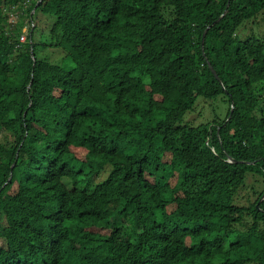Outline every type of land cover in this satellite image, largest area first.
I'll return each instance as SVG.
<instances>
[{"label": "trees", "instance_id": "16d2710c", "mask_svg": "<svg viewBox=\"0 0 264 264\" xmlns=\"http://www.w3.org/2000/svg\"><path fill=\"white\" fill-rule=\"evenodd\" d=\"M262 24L264 0H0V264H264Z\"/></svg>", "mask_w": 264, "mask_h": 264}, {"label": "rangeland", "instance_id": "374dc122", "mask_svg": "<svg viewBox=\"0 0 264 264\" xmlns=\"http://www.w3.org/2000/svg\"><path fill=\"white\" fill-rule=\"evenodd\" d=\"M30 4V1H29ZM31 20V19H30ZM29 19L26 20V26L29 25ZM36 25L38 24V30L43 34V35H47V33L49 32V29L52 26L53 21L55 20L53 15H49V14H37L36 16ZM260 31L264 32V25L262 24L260 27ZM252 28L249 29H245L243 30L242 34L244 36L246 35H250L251 34V30ZM41 54L43 56H47L50 60H53L57 63H60L61 65L65 66L66 68H72L74 66V62L72 61V59H70L69 57H65L64 52L61 48L57 49V48H46L44 51L41 52ZM137 74H141L140 72H136ZM143 77L148 80L149 76L148 75H143ZM227 105L228 103L225 101L224 98L219 99V100H208V99H201L200 102L198 103V107L197 110H195L194 112L190 113L187 118L188 120H190L193 123H199L203 120L206 119H211L213 118V116H215V112L214 110L217 108L218 114H220V116H224L225 111L227 110ZM224 109L225 111H223L222 109ZM202 112V113H201ZM108 174V171H105L104 174L101 175V177H99L97 180L100 181L102 180L104 177H106ZM249 180L253 181L252 176L249 178ZM253 193V189H252V183L248 184V187L245 188L243 190V194L244 197L247 196V199L249 197V195Z\"/></svg>", "mask_w": 264, "mask_h": 264}, {"label": "clouds", "instance_id": "9594fccd", "mask_svg": "<svg viewBox=\"0 0 264 264\" xmlns=\"http://www.w3.org/2000/svg\"><path fill=\"white\" fill-rule=\"evenodd\" d=\"M32 22H34V24ZM32 22H31V26H30V22H29V25H27V27L24 28L25 31L29 30L31 27H34L35 21L32 20ZM23 34H27V32H24Z\"/></svg>", "mask_w": 264, "mask_h": 264}, {"label": "water", "instance_id": "95a60500", "mask_svg": "<svg viewBox=\"0 0 264 264\" xmlns=\"http://www.w3.org/2000/svg\"><path fill=\"white\" fill-rule=\"evenodd\" d=\"M219 19H217L216 21H218ZM206 32H207V30L204 32V35H203V41H204V39H205V37H206ZM213 70H214V72H215V74H216V76L219 78V75L217 74V71L213 68ZM234 107H232V109H233ZM232 160H236V159H232Z\"/></svg>", "mask_w": 264, "mask_h": 264}, {"label": "built area", "instance_id": "2783aa9c", "mask_svg": "<svg viewBox=\"0 0 264 264\" xmlns=\"http://www.w3.org/2000/svg\"><path fill=\"white\" fill-rule=\"evenodd\" d=\"M33 24H34V22H32ZM21 38H22V40H26L27 39V34H23L22 36H21Z\"/></svg>", "mask_w": 264, "mask_h": 264}]
</instances>
